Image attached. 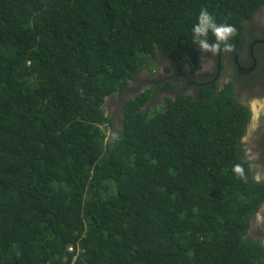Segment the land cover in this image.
Wrapping results in <instances>:
<instances>
[{"label":"trees","instance_id":"obj_1","mask_svg":"<svg viewBox=\"0 0 264 264\" xmlns=\"http://www.w3.org/2000/svg\"><path fill=\"white\" fill-rule=\"evenodd\" d=\"M263 6L0 0V264H264L248 235L264 182L252 178L250 113L231 83L197 98L184 86L162 103L156 92L172 85L154 83L124 102L109 138L102 109L150 59L198 70L202 9L235 27L240 48Z\"/></svg>","mask_w":264,"mask_h":264},{"label":"flooded vegetation","instance_id":"obj_2","mask_svg":"<svg viewBox=\"0 0 264 264\" xmlns=\"http://www.w3.org/2000/svg\"><path fill=\"white\" fill-rule=\"evenodd\" d=\"M244 35L242 47L238 48L234 43L230 52L218 51L213 56L210 52L201 50L198 57L199 69L194 72L189 69L178 71L165 60L164 66L168 65L171 69L170 76L165 80L171 81V84L176 83L178 90L188 86L184 92L193 98L198 97L200 88L213 89L212 86L215 85L221 90L226 84H232L234 97L250 113L242 142H249V148L244 145L245 154L256 161L251 167L252 176L258 181H264V6L245 22ZM144 72V82L147 85L164 81H155L147 70L144 69ZM129 93L140 94L141 90L134 88ZM167 93L173 97L172 90Z\"/></svg>","mask_w":264,"mask_h":264},{"label":"clouds","instance_id":"obj_3","mask_svg":"<svg viewBox=\"0 0 264 264\" xmlns=\"http://www.w3.org/2000/svg\"><path fill=\"white\" fill-rule=\"evenodd\" d=\"M209 32H211V34L214 37V42H212V43H209L207 40ZM193 34H194V42L198 44L199 48L205 52H210L214 56L218 51H223V52L232 51L233 45L230 43V41L235 36L236 29L232 25L217 24L215 22L214 17L206 9H202L200 11L199 16H198V22L193 27ZM222 45H223V47H221ZM150 64H152L151 61H150ZM116 95H118V94H116ZM124 95H125V93H124ZM134 95L136 96L137 94L131 95V97H129L128 99L135 98ZM107 98L108 97H106V99ZM128 99H126V100H128ZM124 102L120 106L116 107V109L113 110L111 113L108 112L109 115L105 114L106 110H104V104L102 106V109L104 111L105 116L106 117L111 116V121H112V125H113L112 128H107V130H106V135L108 136V138L110 137V135L112 136V134H115L116 132H118L119 131L118 129L121 128V126H119V125H121L122 118H123V105L125 104ZM147 105H150V100H149V102H147ZM154 107L155 106L145 107L143 110L145 111V110H148L150 108L154 110L155 109ZM254 115H256V114L254 113ZM233 171H234V173H236L238 175L239 178L245 179L244 169H243L242 165H240V164L234 165ZM251 173H252V170H251ZM252 178L257 183L261 182V181H258L257 179H255L253 176H252ZM263 208H264V202H262V204L259 207V210L257 211V213L255 214V216L253 218V221H251L250 228L248 231L249 236L258 239L259 241H260V239L258 237H255V235H256L257 227L259 225H261L264 228V221H263L264 209ZM250 232H252L254 235H251ZM263 238H264V236H263ZM262 246L264 247L263 244H262ZM68 251L71 252V251H73V249L69 247Z\"/></svg>","mask_w":264,"mask_h":264},{"label":"rangeland","instance_id":"obj_4","mask_svg":"<svg viewBox=\"0 0 264 264\" xmlns=\"http://www.w3.org/2000/svg\"><path fill=\"white\" fill-rule=\"evenodd\" d=\"M166 59L162 58V57H155L153 59H150L151 63L153 64L152 70H151V64L149 65V71L147 70V72H149V74L151 75V77L155 80V81H159V80H164L163 82L158 83L157 85H159L160 88H163L165 86V84L167 83H172L169 80H165L166 78H168L170 76V72H166V68H169L168 65L164 66V62ZM167 61V60H166ZM151 71V72H150ZM154 72V73H153ZM146 73L142 72L139 75H136L137 81L136 80H132L128 82V86H127V91H125V95L120 96L118 95H114L113 97L107 98L104 104V110H106V115L111 113L113 110L116 109V107L120 106L126 99L129 98L130 94L129 92L131 90H133L134 88H140L141 91H144L145 88H151V85H147L148 83L144 82L145 81V77ZM144 82V85L141 87V83ZM176 83L171 84L172 87L171 88H164V91L162 94H159L158 92H156L154 100L156 101V103H162L163 102V97L164 96H168L169 93H167L168 91H177L178 89L175 88ZM153 100V101H154ZM107 106V108H106ZM153 107V105H152ZM163 109V108H162ZM162 109H160L159 111H161ZM109 112V113H108ZM244 143L246 144V148H249V142L247 140H244ZM250 153V152H249ZM251 154V153H250ZM252 155V154H251ZM253 156V155H252ZM251 235H254L252 232H250ZM264 228L259 225L257 227L256 230V235L255 237H258L261 241V243L264 245Z\"/></svg>","mask_w":264,"mask_h":264},{"label":"water","instance_id":"obj_5","mask_svg":"<svg viewBox=\"0 0 264 264\" xmlns=\"http://www.w3.org/2000/svg\"><path fill=\"white\" fill-rule=\"evenodd\" d=\"M235 62L237 63V60H235Z\"/></svg>","mask_w":264,"mask_h":264},{"label":"bare ground","instance_id":"obj_6","mask_svg":"<svg viewBox=\"0 0 264 264\" xmlns=\"http://www.w3.org/2000/svg\"><path fill=\"white\" fill-rule=\"evenodd\" d=\"M256 112V111H255Z\"/></svg>","mask_w":264,"mask_h":264}]
</instances>
